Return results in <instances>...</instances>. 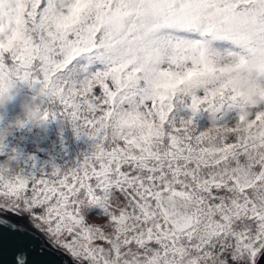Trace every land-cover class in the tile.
Instances as JSON below:
<instances>
[{
	"label": "snow or ice",
	"instance_id": "6c2138e0",
	"mask_svg": "<svg viewBox=\"0 0 264 264\" xmlns=\"http://www.w3.org/2000/svg\"><path fill=\"white\" fill-rule=\"evenodd\" d=\"M18 83L91 147L0 171L11 264H264V0H0Z\"/></svg>",
	"mask_w": 264,
	"mask_h": 264
},
{
	"label": "trees",
	"instance_id": "16d2710c",
	"mask_svg": "<svg viewBox=\"0 0 264 264\" xmlns=\"http://www.w3.org/2000/svg\"><path fill=\"white\" fill-rule=\"evenodd\" d=\"M44 107L38 93L24 83L0 101V154L34 155L60 168L71 167L80 159L79 147L85 137L70 121L31 117L33 110Z\"/></svg>",
	"mask_w": 264,
	"mask_h": 264
},
{
	"label": "rangeland",
	"instance_id": "374dc122",
	"mask_svg": "<svg viewBox=\"0 0 264 264\" xmlns=\"http://www.w3.org/2000/svg\"><path fill=\"white\" fill-rule=\"evenodd\" d=\"M91 147L90 141L85 137L79 147L80 158L82 154L89 151ZM54 168H60L58 164H53L41 160L34 155H22L18 153L0 154V171H17V172H47Z\"/></svg>",
	"mask_w": 264,
	"mask_h": 264
},
{
	"label": "water",
	"instance_id": "95a60500",
	"mask_svg": "<svg viewBox=\"0 0 264 264\" xmlns=\"http://www.w3.org/2000/svg\"><path fill=\"white\" fill-rule=\"evenodd\" d=\"M34 234L39 236V233H34ZM40 240H43V238L40 237ZM12 259H13V256H12L11 248L7 245L0 247V264H11ZM37 259H53V258L37 256Z\"/></svg>",
	"mask_w": 264,
	"mask_h": 264
}]
</instances>
